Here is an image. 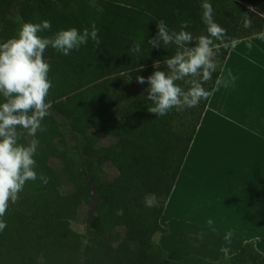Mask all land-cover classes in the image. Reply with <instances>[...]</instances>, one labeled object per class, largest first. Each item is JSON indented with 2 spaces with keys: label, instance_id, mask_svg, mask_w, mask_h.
<instances>
[{
  "label": "trees",
  "instance_id": "trees-1",
  "mask_svg": "<svg viewBox=\"0 0 264 264\" xmlns=\"http://www.w3.org/2000/svg\"><path fill=\"white\" fill-rule=\"evenodd\" d=\"M213 20L226 29L223 62L236 42L264 33V0H249L259 9L251 12L237 0H208ZM203 0H0V43L17 35L26 22H51L39 35L54 36L60 30H91L94 22L101 40L97 48L89 39L65 56L49 47L44 58L50 64L52 87L47 100L50 115L42 121L46 131L18 141L38 140L34 155L37 176L27 181L19 199L10 203L0 232V264H259L263 255L246 243L229 259L223 254L210 263L190 256L180 263L167 259L164 250L152 248V238L165 234L160 220L180 175L202 116L214 92L220 70L203 86L210 91L196 109L173 108L164 116L150 113L147 95H133L128 102L116 99L123 89L156 70L167 72L165 60L177 46L152 48L163 19L170 31L194 37L207 35ZM100 8V10L95 6ZM246 19L251 26L244 27ZM141 42V51L129 48ZM159 63L156 64V62ZM156 65V66H155ZM181 86L183 81L176 82ZM189 86V85H188ZM0 102L3 97L0 96ZM110 138L97 146L91 133ZM72 138V139H71ZM94 187V192L92 191ZM64 191V192H63ZM154 193L156 204L146 207L145 196ZM88 213L85 231H78L83 208ZM123 209L122 216L116 215ZM87 240L88 243L83 242Z\"/></svg>",
  "mask_w": 264,
  "mask_h": 264
},
{
  "label": "crops",
  "instance_id": "crops-1",
  "mask_svg": "<svg viewBox=\"0 0 264 264\" xmlns=\"http://www.w3.org/2000/svg\"><path fill=\"white\" fill-rule=\"evenodd\" d=\"M228 73L234 80L228 81ZM218 80L165 213L172 210L173 222L186 215L193 243L221 245L223 252L213 261L253 243L263 264L264 33L231 47ZM228 232L231 238L225 240Z\"/></svg>",
  "mask_w": 264,
  "mask_h": 264
},
{
  "label": "clouds",
  "instance_id": "clouds-1",
  "mask_svg": "<svg viewBox=\"0 0 264 264\" xmlns=\"http://www.w3.org/2000/svg\"><path fill=\"white\" fill-rule=\"evenodd\" d=\"M201 7L207 35L194 37L191 32L183 30L188 27V21L181 23L179 32L170 31L161 19L156 24L157 35L147 41L149 46L157 49L162 45L177 46L175 55L164 61L168 71L156 70L147 77L149 87L145 90V98L152 102L153 106L148 108L150 113L164 116L173 108H192L210 95V91L203 85L212 79L217 70L216 57L220 45L214 41L223 42L226 29L213 20V8L208 0H203ZM250 26L251 20L246 19L244 27ZM50 29L51 22L48 20L41 23L26 22L21 25L15 37L0 43V96L3 97V102H0V232L7 227L3 217L9 204L18 201L26 182L39 178L46 185L50 180L44 174L38 177L35 171L36 161L33 157L38 140L32 139L27 145L18 142L25 133L35 137L38 131H46L42 121L50 115L52 107L47 100L52 82L48 78L50 64L44 58L46 49L51 47L67 56L71 50H78L89 39L95 42L97 48L101 44L99 29L94 22L91 30L85 28L81 32L70 28L60 30L50 37L39 35ZM235 45L236 41L231 40V46ZM224 46L228 47V44ZM248 46L251 47V44ZM128 51L140 53L141 42H135ZM136 80L140 84L146 82L143 76H137ZM178 81L189 85L187 90L177 84ZM216 84L219 85L220 80ZM144 204L146 207L155 206V194L146 195ZM123 214L122 208L116 210V215ZM207 224L211 226L213 221L209 219ZM231 235L228 232L225 240H230ZM83 243L87 244L88 241Z\"/></svg>",
  "mask_w": 264,
  "mask_h": 264
},
{
  "label": "rangeland",
  "instance_id": "rangeland-1",
  "mask_svg": "<svg viewBox=\"0 0 264 264\" xmlns=\"http://www.w3.org/2000/svg\"><path fill=\"white\" fill-rule=\"evenodd\" d=\"M240 3L244 4L251 12H256L259 13V9L251 6L248 1L249 0H237ZM95 6L97 7V5L95 4ZM99 10L100 8L97 7ZM225 51V47H222L219 49V52L217 54L216 57V61H217V71L222 69L223 66V54ZM228 81H232L234 80L235 75L231 74L229 75V73L226 75ZM149 87V85L147 86H143L140 83H132V86L130 87V90H124L116 96V99L121 102H128L130 100V98L135 95H147V92L145 91L147 88ZM181 87L184 88L185 90H187V88L189 87L187 84L185 83H181ZM226 99H228L227 101L231 102L234 101V105H235V98H230V95H227L225 97ZM197 106L192 107V108H183L182 111H185V109L191 110V109H196ZM91 136L94 138L97 146H103V145H109L111 143V139L107 138L105 136H100L98 134H96L95 132L91 133ZM72 139V138H71ZM64 192V191H63ZM93 207V204L90 205L89 207H85L83 208V213L81 215V217L79 218L78 223L74 224L73 226L78 230V231H85L87 230L86 228L88 227V225H84L83 222H89L88 221V213L91 210V208ZM167 208V203L165 205V209ZM172 211V210H170ZM168 211L167 213H165L164 210V218L162 216L161 220H160V224L162 225V227L164 229L167 230V233L165 234H161V233H157L155 234V236L152 238L151 244H152V248L155 246H159L161 247L164 252L165 255L167 257L168 260L175 262V263H180L182 262L185 258L190 257V256H197L200 257L201 259H203L204 261L210 262V263H216L217 261H213L215 258H217L218 256L221 255V253L223 252L221 250V245H217L215 243V247H210L208 245H204V244H199L197 243H193L192 240L189 239V229H188V225L186 223V215H182L184 216V220H179L182 219V217H178L176 219V221L173 222V220H171V218L169 216H173L174 214L172 212ZM193 239V237H192ZM194 240V239H193ZM212 243V242H211ZM264 248V246H263ZM213 249V250H212ZM226 257V259H229L225 253H223ZM222 254V255H223ZM213 257H212V256ZM220 259V258H219ZM264 264V263H263Z\"/></svg>",
  "mask_w": 264,
  "mask_h": 264
},
{
  "label": "water",
  "instance_id": "water-1",
  "mask_svg": "<svg viewBox=\"0 0 264 264\" xmlns=\"http://www.w3.org/2000/svg\"><path fill=\"white\" fill-rule=\"evenodd\" d=\"M92 191L94 192V187H93V186H92ZM97 202H99V200L95 198V200H94V202H93V205H94L95 203H97Z\"/></svg>",
  "mask_w": 264,
  "mask_h": 264
}]
</instances>
